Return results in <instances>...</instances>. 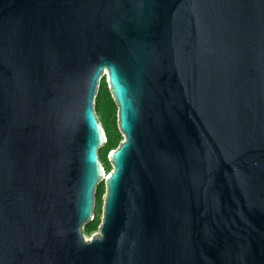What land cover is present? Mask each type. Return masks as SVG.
<instances>
[{"label":"water","instance_id":"water-1","mask_svg":"<svg viewBox=\"0 0 264 264\" xmlns=\"http://www.w3.org/2000/svg\"><path fill=\"white\" fill-rule=\"evenodd\" d=\"M0 264H264V0H0Z\"/></svg>","mask_w":264,"mask_h":264},{"label":"trees","instance_id":"trees-1","mask_svg":"<svg viewBox=\"0 0 264 264\" xmlns=\"http://www.w3.org/2000/svg\"><path fill=\"white\" fill-rule=\"evenodd\" d=\"M98 108L101 110L104 117L103 128L105 129L107 136V143L102 147L100 160L101 162L109 163L108 155L109 153L116 149L120 144L121 133L118 129V124L115 119V109H117V105L115 104L111 93L109 91L108 85L105 83L100 87V97L97 101ZM114 115V118H111ZM108 173V172H107ZM98 197L101 198L105 193V185L101 183L98 187ZM100 221L95 220L85 225V234L91 235L98 231V227L100 225Z\"/></svg>","mask_w":264,"mask_h":264},{"label":"rangeland","instance_id":"rangeland-1","mask_svg":"<svg viewBox=\"0 0 264 264\" xmlns=\"http://www.w3.org/2000/svg\"><path fill=\"white\" fill-rule=\"evenodd\" d=\"M107 84V80H106V78L104 77L103 79H102V81H101V83H100V87H101V85H104V84ZM108 85V84H107ZM99 97H100V89H99V92H98V95H97V99H96V105H95V111H96V114H97V116H98V118H99V121L102 123V125L103 124H105L104 123V115H103V113H102V108H101V110H99V108H98V104H97V101L99 100ZM117 115H118V107H117V109H115V119H116V121L118 120V117H117ZM111 118H114V115H112V117ZM117 124H118V122H117ZM105 130V129H104ZM123 140V136H122V134H121V139H120V142ZM101 150H102V148L99 150V156L101 155ZM109 155H110V153H109ZM109 155H108V159H109ZM109 161V160H108ZM102 166H103V168L105 169V172H110L111 170H112V166L110 165V163H106V162H102ZM108 174V173H107ZM97 193H98V190H97ZM105 193H106V190H105ZM105 193L102 195V197L101 198H99L98 197V194H96V201H95V209H94V215H95V220H98V221H100L101 222V220H102V216H103V205H104V199H105ZM94 234V233H93ZM93 234H91V235H87V234H85V236L87 237V238H91V236L93 235Z\"/></svg>","mask_w":264,"mask_h":264},{"label":"bare ground","instance_id":"bare-ground-1","mask_svg":"<svg viewBox=\"0 0 264 264\" xmlns=\"http://www.w3.org/2000/svg\"><path fill=\"white\" fill-rule=\"evenodd\" d=\"M106 175H107V173H106Z\"/></svg>","mask_w":264,"mask_h":264}]
</instances>
